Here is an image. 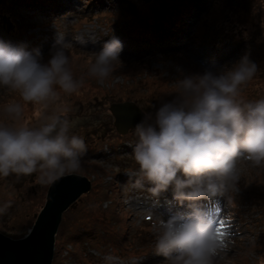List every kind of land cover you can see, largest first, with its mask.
<instances>
[{
  "label": "rangeland",
  "instance_id": "374dc122",
  "mask_svg": "<svg viewBox=\"0 0 264 264\" xmlns=\"http://www.w3.org/2000/svg\"><path fill=\"white\" fill-rule=\"evenodd\" d=\"M141 1L0 0L2 25L16 12L0 25V231L25 237L51 181L78 173L92 188L64 213L54 264H264V0H188L169 27L152 22L164 8L140 20ZM117 99L147 120L118 133ZM62 114L65 131L39 142ZM165 123L179 134L152 145L147 124Z\"/></svg>",
  "mask_w": 264,
  "mask_h": 264
},
{
  "label": "water",
  "instance_id": "95a60500",
  "mask_svg": "<svg viewBox=\"0 0 264 264\" xmlns=\"http://www.w3.org/2000/svg\"><path fill=\"white\" fill-rule=\"evenodd\" d=\"M110 111L114 115V126L120 134H126L147 120L146 113L135 101L115 102L110 105ZM65 121L66 116L59 115L43 130L39 142H49L63 133ZM91 188L92 181L78 173L61 175L51 181L46 203L32 230L25 237L15 239L0 231V264H53L56 235L63 215Z\"/></svg>",
  "mask_w": 264,
  "mask_h": 264
},
{
  "label": "trees",
  "instance_id": "16d2710c",
  "mask_svg": "<svg viewBox=\"0 0 264 264\" xmlns=\"http://www.w3.org/2000/svg\"><path fill=\"white\" fill-rule=\"evenodd\" d=\"M17 1V4L18 5H20V4H26V5H29V3H31V2H33V1H37V0H16ZM163 2L162 3H160V5H159V2H158V0H152L151 2H145L144 0L143 1H141L140 3L141 4H143V6H147L148 8H151V9H149V11H148V8H147V10L145 9V8H143L142 6H141V4H140V14H141V18H140V20H142L143 19V16L145 15V14H149V12L152 14V15H155V13L158 11V10H161V8H164L165 10H167L166 12H168L169 13V15H170V18L168 19L166 16H162V17H160V18H157V20L156 19H154L155 21H152V22H157V26H158V20H161L162 21V23L164 24V25H166L167 23L169 24L168 25V27L169 26H171L172 24H175V22H176V19L179 17V16H181V11L182 12H185L186 11V7H188V8H190V6H191V2H189L188 0H187V3L186 4H184L183 5V7L182 8H180V6H177L176 7V5H174V6H172L171 5V3L169 4V2H167V4H166V2L164 1V0H162ZM193 2L194 1H201V0H192ZM189 2V3H188ZM61 4V3H60ZM60 4H58V6L60 5ZM139 5V4H138ZM30 6H35V5H30ZM57 6V9L59 8ZM60 6H62V5H60ZM193 6V5H192ZM12 8H14V7H9L8 9L10 10L9 11V13L8 12H6L5 11V13L3 14V15H5V20H4V25H2V23L0 22V25L1 26H3L4 28V30H6L8 27V25L10 24V27L12 28V27H14V23L10 20V18H9V16H8V14L12 17L13 15H14V13H16V12H14L13 10H12ZM17 9V8H16ZM172 9V10H171ZM145 11V12H143V11ZM170 10L172 11V12H170ZM56 11V10H55ZM54 11V12H55ZM152 15H150V17L152 18ZM19 23V22H18ZM17 23V24H18ZM141 24L143 25V27H141V28H139L141 31L139 32V33H142V34H144L143 36H146V37H149V35H152V37H154V36H156L157 35V33L155 32V31H153V28H151L152 26L147 22V21H145V20H143L142 22H141ZM17 26V25H16ZM157 26L155 27L156 29H157ZM162 29H164V28H162ZM228 29H229V27L228 26H226V28H225V31H228ZM7 31V30H6ZM7 33H8V31H7ZM234 34H236V36H238L239 38H241L242 39V41L243 40H245L246 38H244L243 37V35L242 34H240V31L238 32H235L234 31ZM158 36V35H157ZM193 37V36H192ZM189 38L190 37H188V41H189ZM247 40V39H246ZM247 45H250V48H249V50H248V52H251V51H253V48H254V44H252V43H250V42H248L247 43ZM245 46V48H247L248 46ZM247 57V56H246ZM244 58H245V56H244ZM254 60V59H253ZM146 64V63H145ZM225 67H227V65L225 66ZM230 67H232V64H230L227 68H230ZM257 67L259 68L260 67V63L257 61ZM214 75H216V73H214ZM216 81H215V83H217V85H219L218 83H220L222 80H223V75L222 74H217V76H216V79H215ZM245 88H243L242 90H241V92H239L240 93V97H241V94H242V91L244 90ZM115 102H117V101H120L119 99H117V100H114ZM135 102H137V101H135ZM243 104H244V101H243ZM243 104H240V105H243ZM143 108V107H142ZM245 109H247V110H251V111H255L256 112V115H257V117H258V119L256 120V121H259V122H262V119L260 118V114H259V112H258V110L257 109H255V108H253V107H245ZM143 110L146 112V114H147V111L143 108ZM262 117V116H261ZM231 120V119H230ZM231 124L234 126V125H236V124H233L232 122H231ZM154 125L155 124H153L152 125V127L150 128V126L147 124V130H149V134H148V136H150V137H152L153 138V141H154V143H152V145H158V143L157 142H159V140L161 139V138H168L169 140H168V144L166 145V146H169V145H171V143L176 139V135H178L179 133H177V132H175V131H172L171 129H170V126L169 125H167L166 123L163 125V126H161L160 127V132H157L156 130H155V128H154ZM159 126V125H158ZM107 129H106V126H103L102 127V130H101V132L103 133L102 134V137L105 135L104 133H105V131H106ZM108 131H110V130H107V132ZM91 132V133H90ZM90 132H86L85 133V136L87 137V136H89V137H91L92 136V130L90 131ZM85 137V138H86ZM102 137H100V136H96V138H102ZM175 138V139H174ZM103 139V138H102ZM152 149L153 148H151L150 147V149L148 150V151H146L147 149H146V147H144V150H143V148H140L139 150V152H135V153H132L128 158H130L131 156H134V155H136V154H138V153H140V152H142V150H143V152H144V157L145 156H147L146 157V159L145 160H148L149 162H151L152 161V157H151V151H152ZM150 151V152H149ZM73 156V155H72ZM155 157V156H154ZM154 157H153V160H154ZM123 158H122V156H120V158H119V161H123L122 160ZM169 162H171L172 163V165L175 167V165H174V160L173 159H170V161ZM138 167H142V166H135V167H133L132 169H134V168H138ZM87 227V226H86ZM84 230H86V229H83L82 227H79V228H76L75 230H74V234L72 235L73 236V238L74 237H79L80 235H82L85 231ZM56 248V247H55ZM55 256H56V254H55ZM96 261H97V259H96ZM96 261H95V263H96ZM55 262V261H54ZM54 262H53V264H54Z\"/></svg>",
  "mask_w": 264,
  "mask_h": 264
},
{
  "label": "bare ground",
  "instance_id": "6f19581e",
  "mask_svg": "<svg viewBox=\"0 0 264 264\" xmlns=\"http://www.w3.org/2000/svg\"><path fill=\"white\" fill-rule=\"evenodd\" d=\"M152 1V0H151ZM150 1V2H151ZM176 201L177 203V208L181 210V212H186V210H191L192 209V203H188V202H184L181 201L180 198L178 196L175 195ZM176 206V205H175ZM178 212V211H177ZM189 212V211H188ZM180 216V212L177 213L176 217ZM201 226V225H200ZM204 228V229H203ZM210 229V227H203L201 228V231L207 232ZM207 234V233H206ZM71 264H76V263H71Z\"/></svg>",
  "mask_w": 264,
  "mask_h": 264
},
{
  "label": "clouds",
  "instance_id": "9594fccd",
  "mask_svg": "<svg viewBox=\"0 0 264 264\" xmlns=\"http://www.w3.org/2000/svg\"><path fill=\"white\" fill-rule=\"evenodd\" d=\"M141 107V106H140Z\"/></svg>",
  "mask_w": 264,
  "mask_h": 264
}]
</instances>
